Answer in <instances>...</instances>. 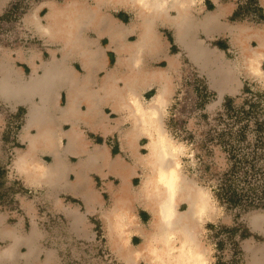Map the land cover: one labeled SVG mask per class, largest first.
<instances>
[{"label": "rangeland", "instance_id": "1", "mask_svg": "<svg viewBox=\"0 0 264 264\" xmlns=\"http://www.w3.org/2000/svg\"><path fill=\"white\" fill-rule=\"evenodd\" d=\"M219 1L233 2L238 20L221 19L220 27L217 30L212 28L210 33L198 28L197 44L207 51L205 55L201 52L189 54L179 44L171 28L158 24L159 21L154 23V29L162 39L159 43L160 51L149 53V72H158L156 82L151 85L152 91H141L137 87L135 90L140 105L146 106L163 84L167 88L166 103L160 111L162 127L177 148L179 172L209 199L208 209L198 219L194 232L196 251L205 264H264V160L255 164L258 170L249 178L250 184L243 183V196L239 204H221L215 197L216 187L228 178L227 173L233 166L235 160L232 155L252 149L247 145L252 144L254 139L251 126H248V131L244 130L243 136L239 131L245 122H240L241 115L238 113L246 100L242 94L243 88L257 91L264 104V57L258 58L252 53L258 47L255 33L264 32V0ZM204 2L202 0L203 5ZM96 3L97 0H6L0 8V59L7 54L24 69L25 75H29L30 69L22 56L37 52L41 59L49 58L46 35L39 26V23H49L46 19L49 12H52L49 4L55 8L60 7L56 10V16L59 17L65 9H84L90 12L95 9ZM101 5L99 11L102 9L107 14L97 15H107L116 20V25L123 27V31L128 34L125 38L128 43L138 41V26H128L139 22L134 15L135 10H128L126 5L120 3L111 6L108 1ZM208 7L209 4H206V10L200 9L198 4L197 23L194 27L201 25V20L209 11ZM118 14L124 15L126 20L117 18ZM87 28V25H83L81 37H95ZM241 28L246 29V44L238 41V30ZM167 36L172 42L169 43ZM107 43V36L101 35L98 38L106 66L111 68L116 53L113 47L107 48ZM184 43L190 46L189 36ZM50 47L53 50L59 48L57 44ZM75 52L80 54L84 62L89 60L84 45ZM109 52L113 54V64L108 63ZM249 53L256 57V62L248 64L246 59ZM166 56L175 58L176 67L170 72ZM70 65L75 71H81L78 60H70ZM222 73L234 76L230 84L233 87L222 88ZM103 75L104 72L100 74ZM126 76L119 79L118 87L121 90L122 83L130 77ZM49 77V80L38 86L35 93L41 94L49 88L53 95L59 89H68L85 97L84 92L93 84L91 77L70 84L66 70L61 76L52 72ZM7 92L1 90L0 94L8 98L15 95ZM117 97L122 106L120 111L115 112L110 106L101 108L108 119V132L98 133L84 126L80 132L87 146L103 147L109 154L116 151L115 157L133 167L128 185L135 195H121V191H117L121 182L114 175L101 177L91 172L88 178L93 192L88 199H82L62 188L50 189L48 181L35 180L20 170L26 164L20 163V158L23 154H29L31 146L26 136H34L36 132L30 131L25 135L26 105H14V99L4 102L0 98V253L13 242L9 232L20 239L15 245L16 258H2L0 264H125L124 254H120L112 245L114 241L110 236L120 223L123 224H120L119 239H123L130 251H137L141 247L143 234L154 222L148 206L137 199L138 190L150 172L144 166L143 159L148 153L150 137L145 130L133 127L125 98ZM227 97L233 100L232 106L224 110L223 104ZM58 103L64 108V92H60ZM261 107L257 108L256 117L264 116V105ZM82 109L85 110L84 106ZM68 117L71 119L72 115ZM71 127L72 124L68 122L60 126L62 135L57 139L59 150L66 146L64 134ZM38 151L35 154L36 161L42 166H49L53 162L50 149ZM84 159L83 155L76 154L66 157L70 166H76ZM77 175L78 182L68 187L82 194L85 189L83 170L78 169ZM67 180L73 183L75 173L70 171ZM107 184L112 185L115 191L108 190ZM249 186H253L254 195L261 197L260 203L257 199L247 197L251 195L249 191L246 192ZM114 207H120V214H125L120 223L112 217ZM177 208L178 212H186L188 209L182 199ZM154 247L160 249L157 245ZM157 252L151 254V263L145 261L148 257H138L136 260L138 264H153L158 260V256H155Z\"/></svg>", "mask_w": 264, "mask_h": 264}, {"label": "crops", "instance_id": "2", "mask_svg": "<svg viewBox=\"0 0 264 264\" xmlns=\"http://www.w3.org/2000/svg\"><path fill=\"white\" fill-rule=\"evenodd\" d=\"M5 1L6 0H0V8L3 7ZM106 1H108V5L110 3L111 6L120 3L122 5H126V9L128 10H135L134 15L137 19H139V22L130 23L128 26H138V41L139 39H142L141 46H136L138 41L135 43H128L126 41L125 38L128 34L123 31V27L116 25V20L109 18L107 15H97V13H105L102 9L99 11V6L102 5L101 2L98 1L96 3L98 6L90 12L85 11L84 9H78V11L77 9L69 10L76 11L78 14L77 33L74 32L75 34L73 33L72 36V38L76 36L77 39L74 41V44L71 42V46L67 43L68 40L64 37L63 33H53L52 27L55 18L57 17L56 10L60 9V7L55 8L56 6H51V4H49V10L52 11L49 12L46 17V19L49 20V23H45V25L39 23V26L42 28V33L46 35L45 42L47 44L49 58L43 60L37 52H32L27 57L22 56V59H25V64L30 69L29 75H25L23 72L24 69L18 66L17 63H15L7 54H4L0 59V91L6 90L8 91L7 93H15L13 97H10L15 100L14 105H26L27 118L25 124V135H27L26 133H29L30 131L36 132L34 136H26L31 146L29 147V154H23L20 158V163H26L20 167V170L27 176L33 177L35 180L37 178L38 181H48V184H46L50 187V189L62 188L63 190H67L69 193L79 195L82 199H88L93 192L92 184L88 178L89 173L91 172H94L101 177L114 175L121 182V187L117 189V191H121V195H129L131 197L135 195L128 185V180L131 176L133 167L122 163L119 157H115L116 151L109 154L103 147L87 146L80 129L84 126L94 130L95 132L98 131V133H101V131L108 132V119L102 113L101 108L103 106H110L113 111H120L122 106L117 101V96H119L120 98H125L126 100V105L131 112V122H133V127L145 130L146 135H148L150 139L157 135V131L153 128V125L150 124L147 116L140 114L139 109L144 111L150 104L151 100L154 99L159 92H162V97H159L157 106L160 118V111L163 110L166 103L167 88L163 84L162 87L159 88V90L152 96L149 104L146 106H141L139 101H137L138 94L135 90L137 87L138 90L141 91H152L151 85L156 82L158 72H149V59H151L149 53L151 54L154 51H160L161 48L159 43L160 41L162 42V39L155 31L154 23L159 21L158 24L171 28L174 31L179 44L189 54L201 51L205 55L207 51L197 44L198 28H201V30L205 33H210L212 28H216L217 30L218 27H220L219 24L221 19L228 18L229 21L237 19V17H234L233 19L235 12H237V8L231 1L221 3L219 0H205V5L202 4V0H159L158 3L149 2L146 4H139L134 0L119 2L117 0ZM183 2H185V4ZM188 2L189 4H187ZM157 4H160L159 7ZM198 4L200 9L204 8L205 10L206 4H209V11H207V15L201 20V25L194 27L197 23L196 17ZM62 11L60 12L61 16L59 15V17H62L69 12L66 9ZM117 18L126 20L122 14H118ZM83 25H87V29L91 30L95 34V37L89 39L82 38L80 31ZM240 34H242L241 39ZM101 35L107 36V48L111 49L113 47L116 53L114 64L113 54L111 52L108 53V63L113 64V67L111 68H107L103 50L98 44V38ZM245 35L246 29L241 28L238 30V41H242L246 44L247 40L244 37H247V35ZM188 36L191 39L189 47L184 43L185 38H188ZM254 37L257 40L258 47L256 51H253L252 53L258 57H264V32L255 33ZM167 38L170 43L169 39L171 38L169 36H167ZM53 44H57L59 46L58 50L50 49V45ZM81 45H84V48L89 55V60L87 62H84L80 54L75 52ZM252 53H249L250 56L246 59L248 64H252L253 61L256 62V57ZM20 57L21 56L19 55V58ZM72 59L79 61L81 69L80 72L75 71L71 67L70 60ZM166 61L170 72V70L176 67L175 58L172 56H166ZM65 70L67 76L69 77L70 84L79 80L84 81L88 77L93 79V84L90 85L84 92L86 95L85 97H81L77 92L68 89H59L58 91H55L53 95H51V90L49 88L43 90L41 94L35 93L38 91L37 88L41 83L49 80V76L52 72H57L61 76L63 73L65 74ZM102 72H104V75L100 76ZM133 74L135 75L133 76ZM126 75H130V77L127 78ZM221 75L220 79L222 82V88L223 86L233 87L230 84L234 76H227L224 73ZM124 76H126L127 79L122 83L123 90H121L118 87L120 84L118 82L119 79H124L120 78ZM167 81H169V78H167ZM117 89L118 92L122 93H118ZM60 92H64L66 95V104L64 108H61L58 103V96ZM125 95L127 96L125 97ZM8 97L9 96L7 95L2 96L0 94V98L4 102H9L8 99L10 98ZM132 97L135 99L133 100ZM83 106L85 110L82 109ZM68 115H72V118L70 119ZM134 116H137L138 118L136 119ZM67 122L72 124V127L69 132L64 134V137L66 138V146L63 150H59L57 139L61 138L62 135L60 126ZM158 123H160L162 127V119H159ZM38 149H50L53 156V162L49 166H41L40 163L36 161L37 159L35 158V154L39 152ZM74 154L80 156L83 155L85 159L79 164H76V166H70L66 157ZM143 159H145L144 166L151 171L152 168L147 163L146 156L143 157ZM78 169L83 170L84 173L85 189L82 194L75 193V190L68 187L78 182ZM70 171L75 173V180L73 183H70L67 180ZM143 182L141 188L138 190L137 199L141 204L144 202L146 204L145 206H148L155 221V203L153 204L150 198L152 191L145 189V186L142 187L144 184ZM107 189L112 192L115 191L114 187L110 184H107ZM120 211V207H114L111 211L112 217L116 218L115 222L118 221L120 223V219L123 220L122 218L125 217V214H120ZM79 221L80 220L77 218V222ZM120 224L117 225L116 232L113 231V233H110V236L114 241L112 245L115 246L120 254H124L125 264H127L128 260L130 264H138L136 259L138 257H142L137 256L138 250L135 251L134 249H131L130 251V249L126 247L125 243L121 244L119 240L121 232L119 230L121 228ZM149 230L146 231L147 233L143 234V244L153 234H156V227H154L153 224ZM9 237L13 240V242H11L10 245L2 251V253H0V259L5 258L6 260H14V258H16L17 253H15V245L17 244V240L20 239L15 234L10 232ZM163 260L167 261L166 259ZM164 261L163 264H165Z\"/></svg>", "mask_w": 264, "mask_h": 264}, {"label": "bare ground", "instance_id": "3", "mask_svg": "<svg viewBox=\"0 0 264 264\" xmlns=\"http://www.w3.org/2000/svg\"><path fill=\"white\" fill-rule=\"evenodd\" d=\"M97 1L103 3L106 0ZM117 1L119 2L125 0ZM134 1L138 2L139 4H146L149 2L158 3L159 0ZM183 3L185 4V2ZM187 4H189V2ZM157 5L159 7L160 4ZM77 24V12L69 11L64 16L55 18L52 31L54 34H57L58 32L63 33L64 37H66V39L68 40L67 43L71 45V42L72 44H74V41H76L77 39L76 36L72 38L73 33H77ZM141 44L142 39H139V41L136 43V46H141ZM134 75L135 74H133V76ZM159 97H162V92H159V94L151 100L150 104L144 111L138 108L140 114L147 116L150 124L153 125V128L157 131V135L154 138L150 139V143L148 145L149 153L146 155V159L147 163L151 166L152 169L150 171V174L147 175V179L145 178L146 180H144V184L142 186H145V189L152 191V195L150 196V198L153 204L155 203V221L153 225L154 227H156V234H153L152 236L150 235L151 237L141 245V247L137 251V256L142 253V257H148V259L145 261L151 263V259L153 258H151V254L158 250L157 254H155V256H158V260L153 264H163V259L167 260L164 261L165 264H205L204 259L201 258L202 256L200 257L199 252L196 251L195 247H197V245L194 238V232L197 227L196 224L198 222V219H200L202 214L208 209L209 199L204 192L194 187L179 172V163L176 159L177 148L172 144L171 140L166 135L165 130L161 127V124L158 123L159 119H161V117L159 118V112L157 109ZM134 99L135 98H133V100ZM181 199L185 201L188 207L186 212H178L177 210V205ZM119 240L121 244H124L123 239ZM175 244H179V246ZM154 245H157L160 249H155ZM127 264H130L129 260Z\"/></svg>", "mask_w": 264, "mask_h": 264}, {"label": "trees", "instance_id": "4", "mask_svg": "<svg viewBox=\"0 0 264 264\" xmlns=\"http://www.w3.org/2000/svg\"><path fill=\"white\" fill-rule=\"evenodd\" d=\"M234 17H236V12L233 19ZM262 19L264 18L262 17ZM169 40L172 42L171 39ZM219 47L225 48L224 46ZM242 94L246 100L238 113L241 115L239 118L240 122H245L240 127L239 131L243 136L245 135L244 130L248 131V126H251L250 129L252 131H250L253 133L254 139L252 144H247L249 147H252L250 151L232 155L235 161L227 173L228 178H225L223 183H219L216 187L215 197L217 201L226 205H237L240 203V199L243 196V183L248 182L250 184L249 178L253 177L258 170V168H255V164L258 163L259 160H264V116L262 118L255 116L257 108H260L264 104L259 93L257 91H252L249 87H244ZM232 101L230 97H227L224 101L223 109L226 110L230 108L232 106ZM262 164L264 167V161H262ZM251 184H253V182H251ZM240 186L241 188H239ZM262 186L264 187V183ZM248 191L249 194H251L247 196L248 198L252 200L257 199L259 203L262 201L261 197L259 198L254 195L255 190L253 186L246 188L247 193Z\"/></svg>", "mask_w": 264, "mask_h": 264}]
</instances>
